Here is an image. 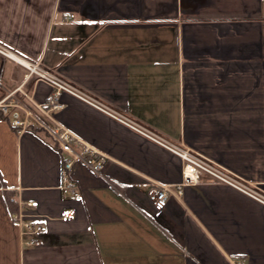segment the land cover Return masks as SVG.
<instances>
[{"label":"crops","instance_id":"crops-1","mask_svg":"<svg viewBox=\"0 0 264 264\" xmlns=\"http://www.w3.org/2000/svg\"><path fill=\"white\" fill-rule=\"evenodd\" d=\"M0 45V102L49 121L46 105L104 158L67 169L42 127L14 125L24 110L0 109V264H264L263 203L205 173L182 185L177 154L69 92L53 108L26 66L264 190V0H0ZM160 185L181 194L157 216ZM20 210L44 231L22 234Z\"/></svg>","mask_w":264,"mask_h":264},{"label":"built area","instance_id":"built-area-1","mask_svg":"<svg viewBox=\"0 0 264 264\" xmlns=\"http://www.w3.org/2000/svg\"><path fill=\"white\" fill-rule=\"evenodd\" d=\"M0 52L7 56H11L8 50L1 45ZM26 66L30 70L31 74L37 75L40 79L48 82L54 88V96L49 102L53 105V108L58 107L57 99L60 93L62 91L69 92L177 154L184 162V182L182 185L198 182L200 175L205 173L210 175L213 179L230 185L264 204V190L259 186H253L246 183L236 174L229 171L217 162L210 160L204 155L199 154L188 147L175 144L161 135L145 128L141 124L107 106L100 100L92 97L88 93L84 92L81 88L59 77L57 74L43 68L40 64H27ZM38 107L48 117V119H50L49 121L39 118L31 109L27 108L17 99H10V102H7L5 99L0 102V109L5 115H9L11 113L18 114V109L25 111L26 117L24 119H19L17 117L14 118L13 123L15 126H27L30 125L32 121H34L40 127H42L59 145V147L69 155L65 164L67 169H70L76 160H81L85 162L92 170L99 173L102 168L104 158L99 160V158H97L98 156L96 155V150L86 144L82 151H78L76 147L82 143V140L70 130L66 129L59 122H57L50 113V108H47L46 105L42 104ZM71 190L73 191L72 188ZM180 194V189L174 190L168 185H160L156 187V189L150 195L156 215L160 216L163 213L170 195L178 196ZM15 219L18 221V225L22 229V234L36 235L44 231V226L35 220L34 216L32 217L22 210H20L19 213L15 215ZM26 244L40 245V241L38 239L31 238L26 241Z\"/></svg>","mask_w":264,"mask_h":264},{"label":"bare ground","instance_id":"bare-ground-1","mask_svg":"<svg viewBox=\"0 0 264 264\" xmlns=\"http://www.w3.org/2000/svg\"><path fill=\"white\" fill-rule=\"evenodd\" d=\"M20 60V59H19ZM22 61V60H21Z\"/></svg>","mask_w":264,"mask_h":264}]
</instances>
